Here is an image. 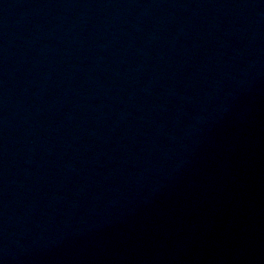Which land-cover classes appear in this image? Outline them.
Here are the masks:
<instances>
[{
	"label": "water",
	"instance_id": "95a60500",
	"mask_svg": "<svg viewBox=\"0 0 264 264\" xmlns=\"http://www.w3.org/2000/svg\"><path fill=\"white\" fill-rule=\"evenodd\" d=\"M0 264H264V0H0Z\"/></svg>",
	"mask_w": 264,
	"mask_h": 264
}]
</instances>
